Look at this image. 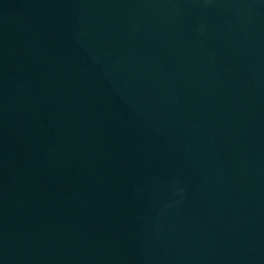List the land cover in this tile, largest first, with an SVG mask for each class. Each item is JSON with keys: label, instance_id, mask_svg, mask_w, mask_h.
<instances>
[{"label": "water", "instance_id": "95a60500", "mask_svg": "<svg viewBox=\"0 0 264 264\" xmlns=\"http://www.w3.org/2000/svg\"><path fill=\"white\" fill-rule=\"evenodd\" d=\"M0 264H264V0H0Z\"/></svg>", "mask_w": 264, "mask_h": 264}]
</instances>
